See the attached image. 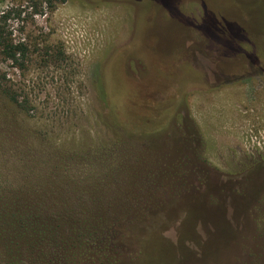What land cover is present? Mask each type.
I'll return each mask as SVG.
<instances>
[{"label": "rangeland", "instance_id": "1", "mask_svg": "<svg viewBox=\"0 0 264 264\" xmlns=\"http://www.w3.org/2000/svg\"><path fill=\"white\" fill-rule=\"evenodd\" d=\"M8 11L0 264H264V0Z\"/></svg>", "mask_w": 264, "mask_h": 264}, {"label": "trees", "instance_id": "2", "mask_svg": "<svg viewBox=\"0 0 264 264\" xmlns=\"http://www.w3.org/2000/svg\"><path fill=\"white\" fill-rule=\"evenodd\" d=\"M8 13L9 11L2 13V15L0 16V23L6 21ZM27 50L28 47L23 41L15 42L12 37V32L8 31L5 25L0 24V51H1L0 54H3L5 59L15 60L16 62H18L19 60L18 56L24 58ZM5 91L8 92L7 90ZM11 98L14 101L18 102V99L15 98L13 95L11 96ZM118 98L117 100L120 102V107L118 106V108L115 109V112L117 113L118 120L123 123V121H127L129 119L125 117L122 111L123 106H121L123 104ZM126 129L129 130L133 135H137V136L140 135V131H139L140 127L138 126L137 122L134 121V118L130 119V123L128 126H126Z\"/></svg>", "mask_w": 264, "mask_h": 264}]
</instances>
